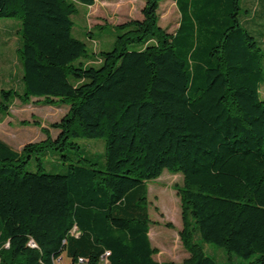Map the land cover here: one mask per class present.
Instances as JSON below:
<instances>
[{"label":"trees","instance_id":"1","mask_svg":"<svg viewBox=\"0 0 264 264\" xmlns=\"http://www.w3.org/2000/svg\"><path fill=\"white\" fill-rule=\"evenodd\" d=\"M160 1L147 0L143 19L117 25L113 48L95 54L73 34V16L96 0H0V17L22 20L24 84L1 94L69 105L54 139L20 152L0 139V264H55L64 253L100 264L108 252V264H175L155 260L149 236V182L165 170L184 177L182 264H235L199 240L264 264V32L242 21V0H174L170 33ZM79 137L104 139V166L45 171L42 156L78 148Z\"/></svg>","mask_w":264,"mask_h":264},{"label":"rangeland","instance_id":"2","mask_svg":"<svg viewBox=\"0 0 264 264\" xmlns=\"http://www.w3.org/2000/svg\"><path fill=\"white\" fill-rule=\"evenodd\" d=\"M147 0H96L92 6L78 4V11L73 16V34L87 43L90 52L113 48L116 36L121 30L116 26L134 19H143V9ZM242 21L255 22L250 28L260 36L264 32V0H242ZM159 24L170 33H175L180 24V12L174 0H161L158 9ZM20 17H0V102L7 98L1 94V88H14L22 93V65L20 48L22 26ZM95 35V36H93ZM97 55H95L96 57ZM99 60H88L90 64H98ZM264 98V85L261 90ZM6 112L0 111V139L8 143L14 150L21 151L29 142H39L48 136L56 138L59 129L53 126L68 112L69 105L56 102L45 104L43 98H31L22 101L14 98L7 101ZM1 110V109H0ZM79 147H67L64 150L49 149L42 156L45 171L65 173L71 164H89V160L103 167L105 163V141L102 138H74ZM27 169L36 171L38 160L29 161ZM184 185L181 173L165 170L163 174L149 182V236L156 252L154 258L159 263L172 262L182 264L190 257V252L183 245L181 231L184 226L182 202L179 188ZM205 252L220 263L254 264V258H243L235 252L214 243L202 242ZM55 264H75L64 253ZM76 264H86L79 262ZM100 264H108L101 261Z\"/></svg>","mask_w":264,"mask_h":264},{"label":"built area","instance_id":"3","mask_svg":"<svg viewBox=\"0 0 264 264\" xmlns=\"http://www.w3.org/2000/svg\"><path fill=\"white\" fill-rule=\"evenodd\" d=\"M30 245H31L32 247H35V246H36V243H35L33 240H30ZM108 254H109V252L105 255V257H104V259H103V261H106V263H108L107 260H106V256H107ZM80 262H86V260L83 259V258H81V259H80Z\"/></svg>","mask_w":264,"mask_h":264}]
</instances>
